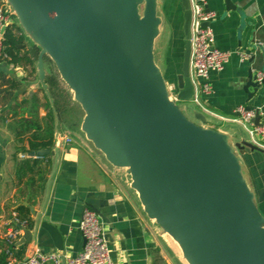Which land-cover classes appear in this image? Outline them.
<instances>
[{"label":"water","instance_id":"obj_1","mask_svg":"<svg viewBox=\"0 0 264 264\" xmlns=\"http://www.w3.org/2000/svg\"><path fill=\"white\" fill-rule=\"evenodd\" d=\"M7 1L24 20L25 33L42 47L41 78L44 57L50 56L86 114L82 129L88 140L112 165L128 170L148 216L182 246L188 263L218 264L195 243L163 161L181 180L231 263L264 264V214L237 155V150H245L264 156V150L231 140L227 131L205 128L208 119L199 111L193 116L204 126L195 124L173 101L155 63L163 24L159 0ZM180 2L184 53L177 88L179 101L189 103L194 95L192 11L189 0ZM225 4L228 10L236 9L231 0ZM263 86L252 74L246 91L258 92ZM260 120L258 113L255 124ZM49 154L42 150L29 156ZM24 206L36 214L27 202ZM29 241L31 232L26 230L23 243Z\"/></svg>","mask_w":264,"mask_h":264},{"label":"crops","instance_id":"obj_2","mask_svg":"<svg viewBox=\"0 0 264 264\" xmlns=\"http://www.w3.org/2000/svg\"><path fill=\"white\" fill-rule=\"evenodd\" d=\"M173 2L177 12L170 17L172 26L179 29L183 38V9L180 0ZM231 2L235 10H228L225 0H208L209 11L216 15L210 26L217 46L233 55L222 72L211 75V93L204 97L205 107L224 120L205 116L212 129L227 131L231 140L250 143L245 128L229 121L238 116L240 107L264 112V86L258 92L253 88L249 93L246 91L250 76L264 72V0ZM242 54L247 56L245 60ZM28 90L31 91L29 86ZM72 102L79 106L76 100ZM51 104L55 106L52 98ZM191 104L195 111L203 113ZM80 110L84 112L82 107ZM46 113L42 111L41 115L44 117ZM55 113V145L51 154L43 157L21 154L19 149L22 146L28 149V142L20 144L8 127L10 122L0 120V264L6 263L8 250L13 252L14 264H24L35 251L77 255L85 244L80 223L86 208L101 217L114 264H188L179 248L170 245L162 229L148 216L128 170L112 165L82 128L79 132L71 129L66 126L67 119L60 112ZM237 155L251 189L260 191L264 186V156L245 150H237ZM24 157L42 161L43 184L31 189L17 185V169ZM262 200L264 207L263 197ZM26 202L36 214L24 206ZM21 217L30 220L27 227L21 226ZM14 230H21V235L11 245L8 237ZM26 230L31 232V241L23 243Z\"/></svg>","mask_w":264,"mask_h":264},{"label":"built area","instance_id":"obj_3","mask_svg":"<svg viewBox=\"0 0 264 264\" xmlns=\"http://www.w3.org/2000/svg\"><path fill=\"white\" fill-rule=\"evenodd\" d=\"M192 11L191 26V59L190 75L194 88L192 103L199 107L204 115L219 118L216 114L209 111L204 105V97L211 93L209 79L213 73L222 72L229 63L233 53L222 51L217 46L216 38L211 24L216 15L207 10L208 0H189ZM10 4L0 2V58L5 50V33L11 25L10 11L7 6ZM247 56L241 55L245 60ZM256 82L262 84L264 81V72L259 71L255 75ZM168 90L174 102L179 103L178 88L168 85ZM260 116V124H255L257 114ZM238 116L229 122L242 125L250 137V143L264 150V112L248 110L246 107H240L237 110ZM22 227H27L28 223H21ZM80 230L84 239V247L80 253L71 256L69 254L51 253L44 254L35 251L28 256L24 264H114L111 256L108 238L103 230L101 217L96 211L86 208L80 223ZM21 235V230H14L10 235L8 242H13ZM7 260L5 264H14V255L11 250L6 253Z\"/></svg>","mask_w":264,"mask_h":264},{"label":"trees","instance_id":"obj_4","mask_svg":"<svg viewBox=\"0 0 264 264\" xmlns=\"http://www.w3.org/2000/svg\"><path fill=\"white\" fill-rule=\"evenodd\" d=\"M4 45V55L0 58L2 64L0 120L3 123L12 122L10 128L20 144L28 142V149L25 146L19 149L21 154L27 156L32 152L52 150L57 132L56 111L51 104L50 93L47 94L44 89L38 92L28 90L27 84H30V78L34 77L37 72L36 63L30 53L27 36L16 23H12L7 28ZM8 68L22 69L29 73L28 77L19 79L10 74ZM42 111L47 112L46 116L41 115ZM44 158L47 159V157ZM41 165L42 161L24 157L17 169V185L31 189L43 184L45 170ZM27 215H29L28 212ZM22 220V222H30L25 217Z\"/></svg>","mask_w":264,"mask_h":264},{"label":"rangeland","instance_id":"obj_5","mask_svg":"<svg viewBox=\"0 0 264 264\" xmlns=\"http://www.w3.org/2000/svg\"><path fill=\"white\" fill-rule=\"evenodd\" d=\"M1 1L5 4L8 3L7 0H1ZM173 1L175 0H159L160 8H159L158 14L160 18L163 17L164 22L161 27V34L156 41L155 63L162 70V73L165 77L167 84L170 85L171 87L172 86L177 87V78L181 74V68H182V62H183L184 42H183V38L181 37L182 36L181 32L178 33L179 29L176 30L175 28L174 30V27L172 26L173 24H172L170 17L173 16L175 12H177L176 10L177 7L175 6L176 2H173ZM7 6L9 7V5ZM163 7H164V10H163ZM9 11L11 13L10 15L11 24L16 23L19 27L22 28L24 32H26L25 31L26 24L24 20L17 14L15 9L12 8L11 6L9 7ZM163 13L165 15H163ZM174 20H175V17H174ZM181 25H180V28H181ZM26 36H27V44L29 46L30 53L32 54L34 59H36L37 69H38V72H36V75L30 78V84H27V86H29L32 92H38L40 91L41 87L45 85L47 89H49L50 96L55 103V106H54L55 110L60 112V114L64 116L65 119H67V120H64L67 123L66 126L69 125L68 127H72L71 129L74 128L75 130H77V132H79V130L83 128V123H84L83 117H86V116H85V113L81 112L80 110L81 105L78 104L79 106H77L73 104L72 102L76 100L75 92L64 81L58 68L56 67L55 63L50 58V56L44 57L43 72H44L45 78L44 80L41 78L40 67H39V55L41 54L42 47L36 44L35 37L30 36L29 34H26ZM1 68H2V64L0 62V70ZM8 72H10V74H12L13 76L15 77L18 76L20 78H22V76L28 77V74H29L28 72H24L21 70L17 71L16 69H13V68H9ZM178 105L189 120H191L197 125L204 126L200 122L195 120L193 116V111H195V108L194 106H192L191 102L183 103L179 101ZM0 111H2L1 108H0ZM11 123L12 122L7 123L8 127H10ZM204 127L207 129H212L208 125H205ZM243 173H244V176L246 177L245 170ZM253 193L255 194L256 206L264 214V207L262 205L263 204L262 197L264 199V186H261L260 191L258 192L253 191ZM162 231H163L162 233H164L165 238L170 242V245L174 249L176 248L178 250L179 247L174 242L175 239L173 240V238L168 233H166L163 229ZM178 251L185 259L184 254L180 250Z\"/></svg>","mask_w":264,"mask_h":264},{"label":"bare ground","instance_id":"obj_6","mask_svg":"<svg viewBox=\"0 0 264 264\" xmlns=\"http://www.w3.org/2000/svg\"><path fill=\"white\" fill-rule=\"evenodd\" d=\"M163 166L167 180L173 191L178 210L193 235L195 243L200 246L204 253H208L218 264H232L222 242L199 211L181 180L174 173L173 169L164 161ZM174 242L183 253L182 246L177 241L174 240Z\"/></svg>","mask_w":264,"mask_h":264}]
</instances>
